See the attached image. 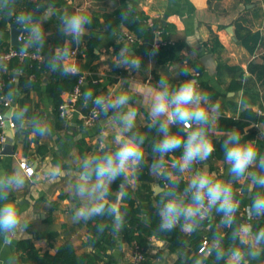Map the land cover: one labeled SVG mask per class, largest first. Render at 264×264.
Listing matches in <instances>:
<instances>
[{"label":"clouds","instance_id":"obj_1","mask_svg":"<svg viewBox=\"0 0 264 264\" xmlns=\"http://www.w3.org/2000/svg\"><path fill=\"white\" fill-rule=\"evenodd\" d=\"M32 3L30 10L17 11V0H0V20L10 21L18 33L17 55L40 57L50 73L65 77L78 75L74 54L84 38L92 34L94 24L88 5L59 12L51 0H32ZM110 4L114 7L116 0H110ZM126 4V8L120 9L122 22H128L133 12L131 0ZM53 17L58 33L64 38L63 44L54 48L47 44L51 33L45 30ZM111 32L122 45L112 64L130 75L120 79L118 86L107 93L97 95L91 89L83 93V107L92 106L90 118L112 125L114 147H109L102 137L99 151L70 156L56 166L59 169L75 166L78 170L75 179L67 182V191L78 201L72 222L87 223L97 217H108L113 234L120 238L126 213L114 207L112 185L119 180L115 197L125 198L127 188L147 167L157 178L154 190L158 199L153 202L158 217L157 233H170L178 228L183 236L190 237L213 212L220 217L219 229L227 230L212 231L211 239L197 252L185 253L186 264H208L210 258L213 264H264V226L253 223L264 218V155L258 150L257 139H245L247 131L242 133L238 128L223 133L221 148L224 162L229 166L227 179L195 169L194 165L206 162L216 151L212 137L219 130L220 105L201 88L198 71L187 66L176 71L175 84L161 72L155 84L146 93L142 91L144 85L131 78L142 67L141 56L119 38L115 28ZM157 51L154 47L151 54ZM194 53L184 55L190 57ZM184 64L187 65V59ZM169 65L167 71H173L175 65ZM0 73L9 75L6 91L2 83L0 90L6 101L15 105L7 112L0 111V127L8 130L9 140H14L17 133L49 136L52 127L46 114H30L28 104H15L20 96L22 73L18 70L9 73L3 59H0ZM180 75L188 78L179 80ZM30 84L31 79L25 81V87ZM140 108L148 115L143 124L147 131L137 127V119H143ZM152 132L156 138L150 140ZM260 137H264V129ZM28 180L26 172L19 167L0 171V242L4 247L11 245L13 237L29 226L19 207L21 202L10 195L24 189ZM242 181L261 191L250 194L251 203L238 220L243 188L237 189L235 185ZM107 226L97 224L98 232L103 233ZM187 243L181 240V244L187 246ZM5 264H18L17 257L9 256Z\"/></svg>","mask_w":264,"mask_h":264},{"label":"crops","instance_id":"obj_2","mask_svg":"<svg viewBox=\"0 0 264 264\" xmlns=\"http://www.w3.org/2000/svg\"><path fill=\"white\" fill-rule=\"evenodd\" d=\"M51 2L59 12L72 11L88 5L93 15L92 34L84 38L76 57L73 58V63L78 66V75H84L85 82L81 96L74 104V110L66 118H61L58 114V104L68 98L76 82L74 76L65 77L59 73H50L45 65L31 71L27 64L31 57L26 60L24 58L22 63L16 58L6 62L9 73L18 70L22 73L20 81L24 77V82L20 83V96L15 104L20 106L28 104L30 114H46L52 133L45 138L17 133L13 140L14 153L11 155L0 153V171H11L17 167L23 170L19 165L21 160H26L33 168V174L27 175L29 180L25 188L10 194L13 200L21 202L19 207L24 218L29 221V226L13 237L11 245L4 247L0 242V264H5L9 256H17L20 250L16 249V244L20 240H30L40 253L54 254L58 247L64 244H71L78 256L93 251V247L87 242L86 223L83 221L73 223L71 219L78 201L67 191V182L69 179H75L78 170L75 166L72 169H68L67 166L59 169L56 166L70 156H84L99 151L102 137L109 147H114L112 125L102 124L100 120L91 126L83 124L81 115L87 112L91 105L83 107L82 96L89 89L95 94L100 91L107 93L118 86L117 82L120 79L128 78L130 75L125 69L112 64L114 55L119 52L122 45L116 42V37L111 32L112 28H115L119 38L128 42L125 39L128 28L121 21L120 12V9L127 7L128 0H116L114 7L111 6L110 0H51ZM131 3L133 11H142L147 15L148 21L157 22V26L162 30V39L171 41L165 45L182 44L175 52L174 58L160 61L157 52L161 47L152 55L154 48L149 42L138 44L139 51L135 50L134 43L128 42L132 50L142 58L141 69L131 74L132 79L144 85L142 91L146 93L159 79L161 72L175 84L177 82L175 73L179 68L187 66L196 69L195 65L200 61L201 54L193 44L197 42L196 44L203 46L204 51H209L205 44H208L211 35L214 34L222 44L216 51H209L213 54L217 68L214 74L210 75L200 62L203 68L199 72L201 88L205 90V85L210 86L216 92L211 99L220 105V117H238L245 108L259 114L264 113V0H131ZM104 14H107V17ZM56 24L57 21L53 17V20L45 25V30L51 33L47 44L53 48L64 41L56 29ZM14 27L9 21L2 26L0 24V48L19 46L12 42ZM253 32H258L260 39L253 51H249L241 39ZM91 37L96 39V43L92 53H89L84 50ZM15 39V42H18L17 37ZM194 51L190 57L184 55H190ZM43 54H47V48ZM185 59L187 65L184 64ZM22 64L26 65L23 67ZM171 64L175 65V69L167 71L168 65ZM4 76L9 77L8 74ZM187 78L184 75L178 77L179 80ZM29 79L31 84L25 87V81ZM2 94L0 90V108ZM56 95L59 98L58 103ZM14 106L10 101V105L4 107L3 111L7 112L9 107ZM140 111L143 119H137L139 129L148 119L146 110L140 108ZM251 128L256 129L252 139H257V142L264 141V137H260L264 123L250 122L243 128L242 133L246 131L248 133ZM6 131L7 129L1 127L0 134L6 136ZM224 132L218 130L216 136H223ZM1 149L2 143L0 151ZM228 167L224 157H209L206 162L194 165L197 170L215 173L218 179H226ZM147 173L148 179L134 180L129 186L132 189L131 194L123 199L117 198L114 207L120 211L121 206L126 205L129 198H133L136 205L142 200H144L142 204L150 203L155 213L153 202L158 199L154 190L157 178L150 174L148 168ZM244 187L248 190V198L253 191H260L243 181L238 184L237 189ZM147 196L149 200L145 199ZM248 205V201L241 202L239 214H244L243 210ZM215 216L216 213L213 212L209 220L212 221ZM209 225L211 227L212 223L203 222L201 229H208ZM198 232L186 237L177 228L170 233L152 234L144 249V264H183L186 260L185 253L197 252L202 246L200 243L195 248ZM112 238L113 244L107 246L105 252L100 253L99 263L127 264L131 244L122 239V234L120 238L112 234ZM181 240H187V246L181 244Z\"/></svg>","mask_w":264,"mask_h":264},{"label":"trees","instance_id":"obj_3","mask_svg":"<svg viewBox=\"0 0 264 264\" xmlns=\"http://www.w3.org/2000/svg\"><path fill=\"white\" fill-rule=\"evenodd\" d=\"M17 11L22 10H30L33 7V3L30 0H17ZM105 17H107V14H104ZM109 21V19L107 18ZM7 20L3 21L0 20L1 26L6 22ZM148 17L144 14V12L135 10L132 12L129 21L124 22L125 26L128 28L129 31L134 33L136 36L144 37L145 39H150L152 37V27L147 24ZM10 22V21H9ZM11 23V22H10ZM12 24V23H11ZM153 24L157 26V22L153 21ZM260 39V35L258 32H253L250 34L245 35L241 42L242 44L249 50L253 51L255 45L258 43ZM96 39L94 37L89 38V41L87 43V46L84 51H87L89 53H92L93 48L95 47ZM133 45H136L135 50L139 51L140 47H138L137 43H134ZM182 44L178 43L176 46L174 45H165L161 46L159 51L157 52L158 59L160 61H164L166 59L174 58L175 52L178 48H181ZM19 48V46H16ZM205 47L208 48L209 51H216L217 48H221L222 44L220 43L218 37L216 35H211L208 44H205ZM25 58L24 60H26ZM32 59V60H30ZM28 60V65L31 67V71H34L36 69H40L44 66V63L37 62V60L30 58ZM16 60V59H15ZM23 60V61H24ZM21 61V63L23 62ZM198 64L195 65L196 70L198 72L202 71V66L200 61H197ZM23 67L26 64H22ZM38 67V68H37ZM9 77H7V80ZM73 79H77V77L74 76ZM76 81V80H75ZM24 82V77L21 78L20 83L22 84ZM8 86V81L3 88L4 91H6ZM205 91H207L211 97H214L216 95V92L210 87V86H204ZM3 90H1L3 92ZM101 94V91L98 93ZM97 94V95H98ZM56 101L59 102V98L56 95ZM250 122H262L264 123V113H256L255 111L251 110L250 108H245L238 117H232V116H221L219 119V130H230L233 128H238L243 132V128L248 125ZM140 131H147L144 127L139 129ZM1 132V127H0ZM256 133L255 128L249 129V132L245 136V139H252L254 138ZM156 138V133L152 132L150 133V140ZM222 136H216L214 135L212 137L213 143H215L216 151H214L210 157L214 158H223V152L221 148L222 143ZM258 150L261 155H264V141L257 142ZM177 156L179 153L176 154ZM228 176L226 177V179ZM148 179V173H147V167L144 168L143 172L140 174L138 180H145ZM119 180L116 181L112 188L114 190V202H116L117 198L115 197V190L118 188ZM146 187V185L144 184ZM235 187H238V184L235 185ZM148 190V188H147ZM243 194L240 197L241 202H249L251 203V199L247 197L248 190L246 187L243 189ZM261 191V190H260ZM132 192V189L130 187L127 188V196L130 195ZM256 191H253L251 195H255ZM136 194L138 192L136 191ZM146 200H149V196L145 198ZM128 203L126 205H122L120 208V211H123L126 213L125 217V225L122 231V239L124 241H127L128 243L132 244L133 242H136L139 246H141L143 249H145V246L148 242V238L152 234L160 235V233H157L155 231L157 224H158V217H156L155 213L153 212L150 203L148 204H142L144 200L139 201L137 205L135 204V199L129 198ZM148 202V201H147ZM244 212V210H243ZM144 214V217H142V214ZM244 214H237V219L240 220ZM219 215L216 214V216L213 218L212 221L205 220L204 222H211L212 225L208 229H201L198 232V238L195 242V248L202 242L203 238H207V240L211 239L212 231L214 230H222L227 231L226 229H219L218 222H219ZM106 224L108 225L103 233L98 232L97 230V224ZM257 227L264 226V218H261L259 221L253 222ZM87 225V242L93 247V251L90 253H86L84 255L78 256L74 248L71 244H64L58 247L56 252L54 254H49L48 252H42L40 253L33 245V243L30 240H20L16 244V249L20 250L17 254V259L20 264H100L98 257L101 252H105L107 249V246H110L113 244V238H112V228H111V219L108 217H97L93 220H90L86 223ZM227 243V241H226ZM177 263H180L177 261ZM102 264H107V262H103ZM183 264H186V260ZM190 264V262H189ZM208 264H213L212 259L210 258L208 261ZM223 264V262H221Z\"/></svg>","mask_w":264,"mask_h":264},{"label":"built area","instance_id":"obj_4","mask_svg":"<svg viewBox=\"0 0 264 264\" xmlns=\"http://www.w3.org/2000/svg\"><path fill=\"white\" fill-rule=\"evenodd\" d=\"M147 24L152 27V37L150 39H145L141 36H136L131 31L127 30L125 32V39L130 43H137L142 44L144 42H149L151 46L154 48H160L162 45H165L167 43H171L169 40H163L162 30L159 26H155L152 21H148ZM19 48L16 46H9L6 48H0V59H3L5 62L10 61L13 58L18 59L19 61H22L24 58H21L17 55ZM78 51L74 54V58L76 57ZM31 58L42 61L40 57H34L30 56ZM199 73V72H198ZM7 76H4L3 73H0V83H2L3 88L5 87L7 83ZM85 82V76L80 74L77 76L76 82L71 88L68 98L61 103L58 104V114L61 118H66L71 111L74 110V104L77 100H79L82 92V86ZM3 101H2V108H0V111H3L4 107H8L10 105V101H6V98L1 95ZM91 107L87 110V112L83 113L81 115V120L85 126H91L95 124L98 120H92L90 118V111ZM5 136L4 134H0V144L4 142ZM19 165L23 168V170L26 172L28 176H31L33 174V168L26 162V160H21L19 162ZM246 208V207H245ZM244 208V209H245ZM207 241V238H203L201 244ZM145 262V251L144 249L139 246L136 242H133L130 247V255L128 258L127 264H144Z\"/></svg>","mask_w":264,"mask_h":264},{"label":"water","instance_id":"obj_5","mask_svg":"<svg viewBox=\"0 0 264 264\" xmlns=\"http://www.w3.org/2000/svg\"><path fill=\"white\" fill-rule=\"evenodd\" d=\"M14 35H13V39L12 42L13 43H17L15 42V38L17 37L16 35H18V33L14 30H12ZM197 43V42H196ZM194 43L193 46L197 48V50L200 52V57L199 60L202 63L203 67L207 70V72L212 75L214 74V72L216 71L217 68V63L213 57V54L209 51H204L203 50V46L201 44H196ZM1 154H6V155H11L14 153V148H13V140L10 141L8 138V130L6 131V136L4 139V142L2 144V149L0 151Z\"/></svg>","mask_w":264,"mask_h":264}]
</instances>
